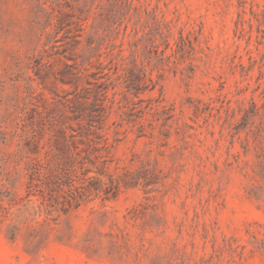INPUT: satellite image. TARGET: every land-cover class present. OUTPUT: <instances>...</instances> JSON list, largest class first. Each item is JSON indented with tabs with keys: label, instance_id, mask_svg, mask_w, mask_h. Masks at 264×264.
<instances>
[{
	"label": "rangeland",
	"instance_id": "374dc122",
	"mask_svg": "<svg viewBox=\"0 0 264 264\" xmlns=\"http://www.w3.org/2000/svg\"><path fill=\"white\" fill-rule=\"evenodd\" d=\"M0 264H264V0H0Z\"/></svg>",
	"mask_w": 264,
	"mask_h": 264
}]
</instances>
